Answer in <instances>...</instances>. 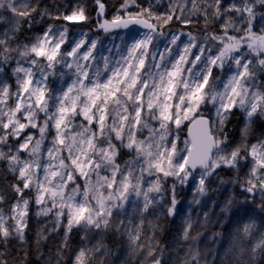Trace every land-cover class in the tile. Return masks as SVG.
I'll return each mask as SVG.
<instances>
[{
	"label": "snow or ice",
	"instance_id": "snow-or-ice-1",
	"mask_svg": "<svg viewBox=\"0 0 264 264\" xmlns=\"http://www.w3.org/2000/svg\"><path fill=\"white\" fill-rule=\"evenodd\" d=\"M95 2L99 6L97 18L103 17L105 5L102 0ZM135 3L136 0H124L121 5L127 18L115 15L112 20L104 19L98 26L108 32L112 28H127L130 24H138L148 30L143 39L135 41L128 48L127 55L121 57L122 63L117 61L119 66L113 67L111 75L102 82L90 77L89 65L80 64L78 61L67 63L68 68L75 66L76 79L68 85L67 90L55 97V111H50L49 100L53 97L46 86L48 76L51 74L48 70L64 62L60 49L67 29H57V38L50 25L42 35L26 43L20 42L18 34L31 29L34 23H41L44 17L62 18L65 21H86L89 17L81 6L74 8L71 14L59 13L53 17L49 9L40 6V0H36L35 4H30L27 0L20 3L16 0H0V9L11 13L10 17L0 15V21L8 25L0 32V72L4 71V66L10 60L18 57L16 66L12 69L17 80V92L10 93L7 84L0 86V104L6 103L10 95L18 98L15 107L8 108L7 111L0 109V116L7 117V122L0 120V124L3 129L9 130L0 135V143H6L10 136L23 141L19 143L16 152L0 151V160L7 161V170L13 174L18 173L16 179L23 185L22 187L19 183L11 185L18 196L11 207V215L6 217L0 210V243L3 244V248L0 249V264H30L26 237L30 198L25 197V190L34 191L35 204L39 207L37 217H48L49 214L55 217L54 221L49 220L48 225L41 226L36 232L34 243L39 264H53L54 259L55 264H91L90 258L93 254L105 247L102 244L103 234L111 231L114 226L118 233L123 229V234L128 236L134 251L147 249V255L140 264H146L148 258L152 259V264H164L166 247L159 241L157 247H153L152 244V241H156L157 230L163 231L159 219L165 216L173 217L176 214L178 204L176 183L185 185L190 178L195 180L197 169L200 171L195 192L200 196L207 195L208 182L210 178L215 177L221 185L239 182L242 191L252 194L253 198L259 193L264 200V139L257 138L255 143L249 139L257 120L264 125V90L257 86L258 73H264V56L261 55L264 54V35H257L253 31L259 18L261 32H264V11H258V6L264 9V0H243L242 6L233 3L228 7H223L221 0H211L204 9L200 8L197 0H191V13L196 15L202 12L206 24L209 22L208 8L214 9L212 13L214 20L226 17L221 25L223 35L214 33L205 35L206 40L219 41L222 45L218 54L209 55L205 68L191 78L183 75L185 71L192 73L191 68H183V64L189 62L187 53L192 47L197 46V38L191 34H188V43L171 69L156 63L154 65L156 72H153L151 67L146 74L141 72L145 68L148 46L153 40V33L157 30V25L151 21H163V24H168L174 18L182 20L185 6L179 4L178 0H173L165 15H156L151 4L148 7H141L137 13L127 12ZM177 7L180 9V16L176 15ZM230 12H235L236 16H229ZM37 15L40 20L36 19ZM182 22L188 24L191 21ZM229 29L235 32L243 31L246 35L237 38L228 34ZM179 39L180 36L173 35L172 44H176ZM245 43L250 53L256 54L255 61L243 53L242 45ZM83 44V40L79 41L66 55L77 56L78 49ZM95 46L96 42L93 41L88 52L82 57L84 60L90 58ZM204 51L205 48L200 46L201 54ZM41 58L47 63L42 64ZM200 60L201 55H197L190 63L195 65ZM22 61L31 64L32 67H24ZM226 64L229 69L234 65L236 70L226 82L221 81L223 83L221 91L215 83L220 81V78L212 79L213 66L223 69ZM105 67L106 69L108 67L107 61ZM34 68L38 71L40 79L36 78ZM96 75L99 76V73ZM142 75H146L147 78H142ZM207 105L212 106L214 115L209 110L210 115L205 118L201 107ZM237 110L242 117L241 126L238 129V137H233L228 125L237 115ZM21 112L27 123L21 122L17 116V113ZM40 113H44L43 123H38ZM78 116H82L88 125H95V130L83 124L79 126V131L70 129L73 118ZM150 121H157L159 127H153ZM185 121L195 126L196 135L192 140V146L182 150L178 147L177 140ZM26 128L38 129L39 139H35L33 143L34 137L31 133L21 137ZM50 128L55 129L53 145L59 147L50 148L48 156L50 159L59 160V165L54 166L51 163L44 165V177L40 179L36 172L41 167L39 153ZM144 129L148 130L149 136L138 138ZM191 132L190 127L189 133ZM124 149L129 153L134 152L135 157L121 165L118 158ZM63 150L68 152L66 159L70 161V165L65 162L64 157L58 155ZM25 151L28 152V158H22L19 154ZM182 152L186 154L182 155ZM249 157L251 167L247 179L241 180L238 175L241 163L247 162ZM137 167L139 175L135 174ZM101 169L110 171L111 177L101 176ZM222 169L235 170L237 176L232 181H227L219 175V170ZM145 172L150 176H156L155 181L149 183L147 190L141 187ZM77 173L86 181L83 192H80L78 185L70 192H66L70 183H76ZM93 173L97 177L94 184L91 183ZM170 177L175 181L171 189V204L166 207V213L161 206L157 214L155 208L161 201L149 193H162L163 184ZM105 188L110 190L106 195L103 191ZM133 192L137 197L143 196V206L137 205L135 209L139 214V223L135 228L129 226L131 220L128 225L123 220L115 224V217L119 213H114L113 210L124 209L129 194ZM2 199L3 197H0V201ZM194 202L200 203L195 196ZM49 203L51 207L48 206ZM233 204L234 200L231 197L227 198L221 211L227 213ZM259 206L264 209V203ZM53 209L56 211L53 212ZM150 211L156 216L155 221H148L152 235L146 237V242L141 243L145 213ZM204 216L206 222L208 213L205 212ZM64 219L66 223L63 222ZM8 220L13 223L8 224ZM192 224L190 217L184 220L182 229L184 240L196 239L190 234ZM254 227V223L246 225L245 235L251 234ZM59 229H63L64 234L57 246L55 258L51 255L45 258L41 253V242L49 238L46 233L58 234ZM74 229L83 231L82 241H87L93 230L101 235V239L91 248L86 244L82 245L73 258L66 255V251L71 250L70 240ZM197 235L199 236V233ZM261 236L262 239L251 249L250 260L240 261V264H255L257 253L264 252V233ZM9 239H16L19 242L17 252L22 251L23 257L11 256L8 249ZM240 251L243 253L244 249L241 248ZM193 260H196L195 255ZM261 264H264V261H261Z\"/></svg>",
	"mask_w": 264,
	"mask_h": 264
},
{
	"label": "rangeland",
	"instance_id": "rangeland-1",
	"mask_svg": "<svg viewBox=\"0 0 264 264\" xmlns=\"http://www.w3.org/2000/svg\"><path fill=\"white\" fill-rule=\"evenodd\" d=\"M17 3L22 2V0H16ZM30 4H35L36 0H27ZM91 3V0H40V6L42 8H47L51 12L52 16H56L59 13L63 14H71V12L77 6L84 7L86 4ZM186 1H184V6H186ZM99 10V9H98ZM127 12L136 13L131 10V7L127 9ZM0 15H4L5 17H10L11 13L0 9ZM121 16L126 17L125 10L122 9ZM49 18V17H47ZM53 19V18H51ZM104 16L98 18L96 23V27L94 29L95 33H90L86 29H71L68 26H59L52 27L54 33H56L58 38V30L67 29L65 34L64 43L61 45L60 52L63 55L64 62L61 64L55 65L53 69H49L48 71L51 73L48 76V80L46 82V86L48 90L52 93L53 99L49 100V104L51 105L50 111H55V97L57 95L62 94L63 91L67 90L69 84L72 83L74 79H76L75 75V66L72 68H68L67 63H73L74 61H78L80 64L89 65V74L93 79H98L101 82L107 80L108 76L111 75V69L113 67L119 66L117 61L122 63L121 57L127 55L128 48L137 40L143 39L144 34L148 31L144 28H137L135 26H131V24L125 27L112 28L108 32H105L103 29L99 28L98 24L103 23ZM53 20H63L61 19H53ZM112 20V19H111ZM221 20V19H220ZM65 21V20H63ZM68 24L71 23H79L84 21H65ZM224 23V21H223ZM222 23V24H223ZM186 26V24H184ZM8 25L4 22L0 21V32H2ZM257 31H253L257 35H263L261 32V23L257 21L255 22V27ZM48 29L45 28L40 34L34 35L33 37L26 39L20 37L18 35V39L21 43L30 42L34 40L36 36L42 35L44 31ZM207 34H216L223 35V29L216 28V30H206L203 32L196 33L195 31H189L182 28H172L168 30L156 31L153 33V40L151 44L148 46L147 54L145 55V68L141 70L142 74H146L148 68L151 67L153 72H156L157 69L154 67L156 63H160L162 66L171 69L172 64L175 63L180 55L184 51L185 44L188 43V34H191L197 38V46L192 47L191 51L187 53V61L183 64V68L192 69V73L189 74L187 71L183 73L185 77L191 78L196 72H199L201 69L205 68L207 64V57L209 55L215 56L218 54L219 49L222 45L219 41H214L211 39H205V35ZM182 34V35H181ZM229 35L235 36L237 38L244 37L245 32H235L229 29ZM173 35L180 36V39L177 40L176 44H172ZM83 40L84 44L81 45L80 49H78L77 56H67L66 53L70 52L73 47L79 42ZM96 42L95 48L91 51L90 58L86 61L82 57L84 53L88 52L89 48L92 45V42ZM200 46L205 48V51L201 54ZM243 53L248 55V58L251 60H256L257 56L254 53H250L249 49L246 46V43L242 45ZM197 55H201V60L197 61L195 65L190 63V61L195 60ZM264 56V54H261ZM163 56V59L161 57ZM18 57L9 61V69L8 71L0 72V86L3 84H7L9 87L10 93H16L18 90L16 76L13 75L12 69L16 66V60ZM107 61V69L105 67V63ZM41 63L46 64L47 61L41 58ZM24 67H32L31 64L27 62H23ZM235 66L233 65L231 69H229L226 64L224 68L213 66V77L214 80L216 77L220 78V81H215L219 89L223 90V83L221 81L226 82L228 78L235 72ZM34 72H36V78L40 79L38 71L34 68ZM99 73V76L96 73ZM142 78H147L146 75H142ZM88 83V81H85ZM258 87L264 90V73H258ZM178 91H183V89H178ZM17 97L14 95H10L7 99L6 103L0 104V109L7 111L8 108L15 107L17 102ZM211 114L214 115V109H212L211 105L202 106L201 111L202 114L207 118ZM238 111V110H237ZM239 112V111H238ZM17 116L20 117L21 122L27 123L23 119V112L17 113ZM241 117V115H240ZM85 126L93 128L95 130V125H88L87 121L84 120L82 116H80ZM45 117L44 113L39 114L38 123H43ZM242 119V117H241ZM0 120L3 122H7L6 116H0ZM111 123V120H109ZM153 127H159V123L157 121H150ZM189 122L185 121L184 125L181 126V129L178 133V147L180 149H186L191 147V142L186 135V130ZM240 124V121H239ZM261 124L259 120L253 126L254 131L252 135L249 137L252 143L256 142V139H264V125ZM241 126V124H240ZM239 126V127H240ZM173 130H175V126L173 125ZM70 129L71 125H70ZM7 131L3 129L2 124H0V135H4ZM31 133L34 137L33 143L35 139H39V131L38 129L26 128L24 132L21 133V137ZM55 136V129L50 128L48 131L47 137L44 139L41 144L40 150H42V154L39 155V163L41 167L36 170L37 176L40 179H43L44 172L43 167L49 163L54 166L59 165V160L50 159L48 156V150L53 147H59V145H53V138ZM149 136V132L147 129H144L139 133L138 138L143 139ZM238 137V135H237ZM23 142L22 139H18L17 137H8L6 143H0V151H4L8 153L9 151L16 152L19 148V143ZM67 156V150H63ZM22 158H28V152H20L19 153ZM182 155L186 154V152H182ZM135 157V153H129L127 149L123 150V157L121 159L118 158V162L121 165H124L125 161L132 159ZM69 165H70V161ZM251 167V157L248 158L247 162H242L239 170V177L241 180H246L248 176L249 169ZM226 170V169H225ZM200 171V170H199ZM199 171H195L196 179L192 180L190 178L189 182L185 185H180L176 183V199L178 200L177 211L173 217H161L159 219V223L162 226L163 231L157 230L156 232V241H152L153 247H157V241L162 243L165 247V253L163 256L164 264H240V261H249L252 253V247L257 244L261 239V234L264 233V209H262L259 205L264 203L259 193L255 195L253 198L252 194L242 191L240 183H226L221 185L219 180L215 177L210 178V182H208V193L206 196H200L195 192L196 185L199 182ZM233 174L231 176L219 174L227 181H232L237 176L235 170H232ZM225 173V171H224ZM136 175H139V168L137 167ZM17 174H13L7 170V161L0 160V197H3L2 201H0V210L3 211L6 217L11 215V207L18 199L17 194L11 188L13 183H19L22 187V183H20L16 179ZM101 176H109L111 177L110 171H105L104 169L100 170ZM223 175V176H222ZM78 178V184H71L68 188H66V192H70L73 187L77 185L80 188V192H83V187L86 183L85 179L76 174ZM119 178V177H118ZM155 175H148L147 172L143 174V178L141 180V187L144 190H147L149 187V183L155 181ZM97 180L96 174L93 173L91 176V183H95ZM175 183L174 178H167V180L163 184L164 191L160 194L155 192L149 193L150 196L156 197L158 201H161V204L156 206L155 211L158 214L159 208L161 206L164 207L166 213V207L171 204L172 197V185ZM105 195L107 194L108 189L103 190ZM238 192V193H236ZM33 191V196H34ZM195 199L200 201L199 204L194 202ZM231 197L234 200V204L231 206V210L227 213L222 212L221 208L224 206V203L227 198ZM79 199V197H78ZM137 205L139 207L143 206V196L137 197L135 193H130L128 200L125 202L124 209H114V213H119L118 216L115 217V224H119L121 220L124 221L126 225H128L129 220L132 223L129 225L132 228H135V225L139 223V214L135 211ZM51 207V203L48 205ZM39 210V207L35 204L34 199V209L32 211L31 220L28 216V228L26 230L27 237V247L30 253L29 258H33L37 260V253L35 251V240H36V232L41 226L48 225L49 220L54 221L55 217L52 214H49L48 217H37L36 212ZM56 210L53 209V212ZM208 213L207 220L205 222L204 213ZM131 213L132 215H129ZM145 223H148L149 220H156V216L152 214V211L149 213H145ZM190 217L193 224L190 229L191 237H196V239H188L184 240L182 238V229L184 227V220ZM169 218L172 219L169 222ZM66 223V219L63 221ZM8 224H12L11 220L7 221ZM255 227L252 229L251 234L245 235L244 229L246 225L253 224ZM169 227V229H168ZM62 232V233H61ZM167 232V234H166ZM199 233V236L197 235ZM219 233V236L214 234ZM64 232L63 229L58 230L57 233H46L48 235V239L41 242V253L45 258L48 256H52L55 258L57 246L61 242V238L63 237ZM150 234V233H149ZM152 235V232L151 234ZM84 235L83 231H79L78 239H76V244H71V250L66 251V255L72 256L74 258L75 252L84 244L87 247L91 248L93 245L97 243V240L101 239V235L97 233L96 230L92 231L90 238L87 241H82L81 236ZM108 235H111L110 237ZM168 235V236H167ZM147 235L141 236V243L146 242ZM166 236V238H164ZM113 237V241L110 239ZM223 238H228V244L225 247L218 248L217 242L221 241ZM164 239H167L164 242ZM234 239V240H233ZM173 240V241H172ZM18 241L16 239H9L8 249L11 256L23 257V252H17ZM166 243V244H165ZM102 244L105 246L100 252H96L90 258L91 264H120L128 257L127 250L129 245L131 244L127 235L123 234V229L121 232L115 231V226L113 229L105 234H103ZM236 246V249H235ZM3 248V244L0 243V249ZM243 248L244 251L241 253L240 249ZM147 255V249H144ZM107 252V254H105ZM159 255V252H157ZM193 255L196 256V260H193ZM209 255V256H208ZM6 259H10V257H5ZM261 261H264V252H258L255 259V264H261ZM37 264L39 261L37 260ZM53 264H55V259L53 260ZM152 264V262L150 263Z\"/></svg>",
	"mask_w": 264,
	"mask_h": 264
},
{
	"label": "trees",
	"instance_id": "trees-1",
	"mask_svg": "<svg viewBox=\"0 0 264 264\" xmlns=\"http://www.w3.org/2000/svg\"><path fill=\"white\" fill-rule=\"evenodd\" d=\"M184 1H186V6H185V11L183 13L182 16V20H190L191 22L186 24V26H184V23L182 22V20H177V19H173L172 21H170L168 24H163V21H156V20H152L151 22L153 24L157 25V32L158 31H162V30H168V29H172V28H182V29H186L189 31H195L196 33L199 32H203L206 30H216V28L221 29V25L224 21V19H226V17L221 18V20H214L212 18V13L214 11L213 8H208V20L209 22L206 24L205 23V18L204 15L202 14V12L200 14H196L193 15L191 13V8H192V4H191V0H178L179 4H183L184 5ZM208 1V2H206ZM124 0H102V3L105 5V11H104V18L107 20H111L113 19V17L115 15H120L122 8L121 5L123 4ZM173 2V0H159V2H157V0H136L135 4H132L131 10L135 11L136 13L140 11L141 7H148L150 4L152 5V11L156 14V15H165L168 13L169 10V5L170 3ZM199 6L201 9H204L206 7L207 3H211V0H197ZM221 3L223 5V7H228L230 4H237V5H241L243 3V0H221ZM137 5H139V7H137ZM85 10V14L89 17L86 21L84 22H79V23H71L68 24L67 22L63 21V20H53L51 18H47L44 17L41 23H34L31 26V29H29L28 31H24L23 33L21 32L20 34H18L20 37L29 39L31 37H33L34 35L40 34L45 28L49 27L50 25L52 27H59V26H68L70 27L72 30L73 29H86L88 30L90 33H95L94 29L96 27V23L98 21L97 18V12L99 9V6L96 4L95 0H91V3L86 4L84 7ZM258 11H264V9L259 8L258 6ZM176 15L180 16V9L179 7L176 8ZM229 16H236L235 12H230L228 13ZM37 20H40L41 18L37 15L36 16ZM258 22H259V18H258ZM163 24V26L161 27L160 25ZM244 27H246V25H244ZM25 28H27V25H25ZM254 31H257L256 28H254ZM243 32V31H241ZM257 33V32H256ZM264 35V33H262ZM9 62L7 65L4 66V70L8 71L9 69ZM241 120L240 117V113L237 111V115L234 116L232 118L231 123L228 125L229 130L232 132L233 137H237L238 135V129H239V121ZM83 124L82 119L80 118V116L73 118L72 124H71V128L75 129L76 131H79L80 128L79 126ZM189 125V124H188ZM261 125V124H258ZM188 128V126H187ZM48 135V134H47ZM46 135V137H47ZM186 135L188 137L187 134V130H186ZM45 137V138H46ZM234 146V143H233ZM42 154V150H40L39 155ZM59 156H62L65 158V162L67 164H69L67 158V154L62 151L58 154ZM123 157V153L122 155L119 157V159H121ZM225 171V173H224ZM219 174H223L224 176H231V174H233V172L229 171V170H219ZM222 175V176H223ZM78 184V178L76 177V183ZM238 193V192H236ZM25 197L26 198H30V204H29V219L31 220V215H32V211L34 209V196H33V191H29V190H25ZM129 215H132L131 213H128ZM172 219L169 218V222H171ZM128 223V222H126ZM62 233V232H61ZM144 236H148L149 233H151V230L148 227V223H146L144 225ZM63 235V234H62ZM79 236V231L77 230H73V233L71 235V240L70 243L76 244V239H78ZM109 237L111 235H108ZM234 240V239H233ZM110 241H113V237L110 239ZM228 238L225 239L223 238L221 241L217 242V247L218 248H222L225 247V245L228 244ZM127 255L128 257L122 261V263L120 264H140V261L144 260L145 256H146V252L144 249L142 250H137L134 251L133 250V245L130 244L129 247H127ZM236 249V246H235ZM30 264H37V260H34L33 258H29ZM152 262L151 258H148V260L146 261V264H150ZM189 264H194V263H189Z\"/></svg>",
	"mask_w": 264,
	"mask_h": 264
},
{
	"label": "water",
	"instance_id": "water-1",
	"mask_svg": "<svg viewBox=\"0 0 264 264\" xmlns=\"http://www.w3.org/2000/svg\"><path fill=\"white\" fill-rule=\"evenodd\" d=\"M131 26H135L137 28H143L141 25H138V24H131ZM190 127L192 128L191 134L189 133V128ZM187 134H188V138H189V140L191 142V146H192V140H193L194 136L196 135V128H195V126L189 124L188 125V128H187ZM196 171H199V169H197Z\"/></svg>",
	"mask_w": 264,
	"mask_h": 264
},
{
	"label": "bare ground",
	"instance_id": "bare-ground-1",
	"mask_svg": "<svg viewBox=\"0 0 264 264\" xmlns=\"http://www.w3.org/2000/svg\"><path fill=\"white\" fill-rule=\"evenodd\" d=\"M206 2H208V1H206ZM49 18H50V17H49ZM22 33H23V32H22ZM168 229H169V227H168ZM150 234H151V233H150ZM150 234H149V235H150ZM166 234H167V232H166ZM167 236H168V235H167ZM164 238H166V236H165ZM145 240H146V239H145ZM165 241H166V243L168 242L167 239H166V240L164 239V242H165ZM172 241H173V240H172ZM166 243H165V244H166ZM208 256H209V255H208Z\"/></svg>",
	"mask_w": 264,
	"mask_h": 264
}]
</instances>
